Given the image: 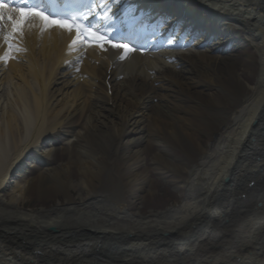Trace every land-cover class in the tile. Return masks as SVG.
Wrapping results in <instances>:
<instances>
[{
  "label": "bare ground",
  "instance_id": "obj_1",
  "mask_svg": "<svg viewBox=\"0 0 264 264\" xmlns=\"http://www.w3.org/2000/svg\"><path fill=\"white\" fill-rule=\"evenodd\" d=\"M149 2L205 43L1 30L0 264H264V0ZM159 183L181 200L142 212Z\"/></svg>",
  "mask_w": 264,
  "mask_h": 264
},
{
  "label": "snow or ice",
  "instance_id": "obj_2",
  "mask_svg": "<svg viewBox=\"0 0 264 264\" xmlns=\"http://www.w3.org/2000/svg\"><path fill=\"white\" fill-rule=\"evenodd\" d=\"M25 4H27V0H18L17 5L13 7L6 0H0V24L7 22L9 30L5 33L4 39L9 50L12 48L13 38L23 30L26 22L39 21L42 29L57 26L69 32L74 30L75 37L72 40V44H75L78 40H84L85 43L94 41L101 49L105 47V44H109L114 49L123 50L121 59H124L125 56L134 51L129 44L113 42L99 31L85 26L75 16L71 19L53 17L47 15L41 8L25 7ZM102 7L107 8V4L102 5Z\"/></svg>",
  "mask_w": 264,
  "mask_h": 264
},
{
  "label": "rangeland",
  "instance_id": "obj_3",
  "mask_svg": "<svg viewBox=\"0 0 264 264\" xmlns=\"http://www.w3.org/2000/svg\"><path fill=\"white\" fill-rule=\"evenodd\" d=\"M239 67L240 66H238V68ZM256 74H257V69L255 68L254 64H252L248 72L242 73V79L245 82L247 80L251 82L252 80L255 79ZM252 84H254V81L252 82ZM203 136L204 138H207V135H203ZM206 141L207 139H203L202 143L205 145ZM32 170H35V169H32ZM34 175H35V172L31 173L29 177H34ZM160 183H159V186L156 187L157 188L156 192L158 193L154 195L152 198H149L147 201H144V203H142V208H141L142 212L149 213L151 210L155 212L162 211L176 204V202L181 200L180 199L181 196L177 190H175L173 187H170L169 185H160ZM77 194H78V191L73 192V195H77ZM59 199L63 200V196H59ZM36 200L37 199H34L33 206L45 205L47 208L56 205L58 202L57 199H53L50 201L35 202ZM76 203L79 205L80 200H77Z\"/></svg>",
  "mask_w": 264,
  "mask_h": 264
}]
</instances>
